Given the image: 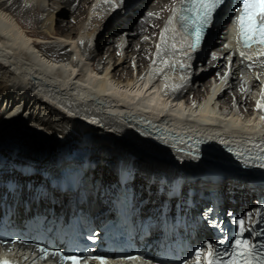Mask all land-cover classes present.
<instances>
[{"label":"bare ground","instance_id":"bare-ground-1","mask_svg":"<svg viewBox=\"0 0 264 264\" xmlns=\"http://www.w3.org/2000/svg\"><path fill=\"white\" fill-rule=\"evenodd\" d=\"M51 1V5H45L44 0H0V204L9 203L19 219L35 209L68 215L73 204L93 216L109 215L120 190L119 174L125 170L130 179L124 187L132 188L134 216L143 220L150 217L152 230L178 209L199 239H209V232L196 222V216L206 206L202 198L210 191L222 208L243 215L246 227L253 229L257 199L264 195V177L240 174L233 163L225 164L230 160L220 159L213 150L203 154L209 157L207 161L147 142L129 132L116 114L133 107L149 117L162 114L165 117L160 123L188 128L197 135L220 137L224 142L255 140L264 144V122L260 120L264 111L253 103L254 99L262 100L261 90L257 89L258 81L249 76L246 82H236L245 61L236 54L229 33H221L228 31V17L219 16L193 51L180 49L182 41L167 21L168 13L180 0H121L116 6L100 0ZM92 2L107 9L88 19ZM143 6L152 14L162 15L164 21L152 16L138 18L136 13ZM64 9L71 12L72 20L63 19L68 14ZM122 12L133 21L127 27L116 20ZM87 20L89 27L85 28ZM148 21H152L153 29L148 28ZM96 25L97 44L87 46L88 39L76 40L82 34L93 35ZM104 27H110V40L117 41V47H108L109 57L115 60L111 69L104 64L98 43ZM130 27L133 31L127 32ZM165 28V43L158 54L154 44H161L160 33ZM122 30L127 32V45L121 57ZM216 32L221 34L217 39ZM144 33L153 41L143 38ZM238 51L252 57L250 64L257 65L264 88V56L255 55L256 50ZM130 53L137 54L139 65L144 63L145 53L152 56L153 64L147 66L143 76L124 66ZM222 54L232 61L228 70ZM181 63L185 67L181 68ZM202 63H207V67L203 65L207 72L194 71ZM222 67L220 79L209 77ZM232 68L237 77L225 83ZM156 69L162 71L157 74ZM164 84L169 87L163 89ZM185 91L196 98L206 94L191 101L188 94L183 96ZM219 102L225 111L217 109ZM249 108L252 113H246ZM122 116L130 117L127 113ZM93 120L95 123H90ZM15 129L17 134L33 138L34 142L28 139L32 150H51L41 154L23 152L19 149L23 142L7 138ZM52 141L58 145L54 150L50 148ZM83 165L87 170L77 190L63 191L51 183ZM9 180L14 183L11 190ZM176 182L180 183L181 194L171 198ZM250 201L253 207L248 206ZM188 264H194L193 259Z\"/></svg>","mask_w":264,"mask_h":264},{"label":"snow or ice","instance_id":"snow-or-ice-1","mask_svg":"<svg viewBox=\"0 0 264 264\" xmlns=\"http://www.w3.org/2000/svg\"><path fill=\"white\" fill-rule=\"evenodd\" d=\"M104 2L108 3L109 0H104ZM223 3L224 0H180L181 8L172 9L173 18L179 20L185 36L191 41L188 45L191 50L195 51L197 49L203 39L204 29L211 23L214 13ZM234 12L237 13L234 16L237 44L245 49L259 46L260 56H264V0H238ZM173 18L169 19L168 24H172ZM167 31L168 28H165L160 33L161 44L157 45L158 54L161 53V45L165 43ZM173 31L175 30L173 29ZM172 48L175 50V44L172 45ZM240 56L242 59H252V57H246L244 52H240ZM163 63L166 66L168 65L167 60ZM180 67L183 68L185 65L181 63ZM155 71L159 74L162 69H156ZM225 76H227V73H225ZM172 90L177 89L174 86ZM261 96L262 100L256 102V108L264 111V88L261 90ZM260 120L264 122V115L260 117ZM90 123H95V121H90ZM254 147L264 151L262 145L257 144ZM236 155L242 156L243 153L238 152ZM259 159L264 161V156H260ZM259 166L264 167V163ZM262 220H264V216H262ZM234 223L237 228L234 239L230 242V249L220 251L217 245L205 244L191 253L194 264H264V243L256 244L245 238V233H251L253 230L246 227L244 218H238ZM262 235H264V229L256 233L257 237ZM217 243L223 244V241ZM38 251L45 258L48 256L58 257L61 264H81V261L86 259L77 254H63L58 251L49 252L44 248H39ZM226 255L229 257L227 260L224 259ZM92 259L98 261V264H107L104 257L94 256ZM127 259L136 260L140 257L130 255ZM0 264H11V261L0 260ZM185 264H188L187 260Z\"/></svg>","mask_w":264,"mask_h":264},{"label":"rangeland","instance_id":"rangeland-1","mask_svg":"<svg viewBox=\"0 0 264 264\" xmlns=\"http://www.w3.org/2000/svg\"><path fill=\"white\" fill-rule=\"evenodd\" d=\"M154 1H156V0H154ZM44 2H45V5H51L52 4V1L51 0H44ZM75 2V1H74ZM89 9V11H88V19H89V15H94L95 13H99L100 15L101 14H103L105 11H106V7L104 6L103 8L102 7H97L96 5H94V3L92 2V4H91V6L88 8ZM64 10H66V12L68 11V14L65 16V17H63V19L67 22V21H70V20H72L71 18V16L69 17V15H71V12H70V14H69V10H67V9H64ZM58 11H55V14L57 13ZM119 12H121V11H119ZM149 13H151V15H149ZM137 15V17L139 16H141V15H143V16H141V17H148V16H152L153 17V19H156V20H160V19H162L163 20V16L162 15H159V14H152V12L149 10V8H147V7H145V6H143V8H142V11L141 12H137L136 13ZM126 14L124 13V12H122L118 17H117V19L116 20H119L120 21V25L122 24V26L123 27H127L128 26V23H130V22H133L132 21V19L131 18H126V16H125ZM138 17V18H139ZM128 19V20H127ZM151 19V18H150ZM89 20H87L85 23L87 24V26L85 27V28H88L89 27V22H88ZM129 21V22H128ZM164 21V20H163ZM148 23H149V27L148 28H150V29H153L154 27H153V23H152V21H148ZM95 29H96V31H95V33L93 34V35H91V36H86V34H82V35H80V37H77V39L76 40H81V42L83 41V39H88L87 41H88V43H87V46H90V45H94L95 43L97 44V40H98V38H99V31H98V28H99V26L98 25H96L95 27H94ZM110 29V27L109 28H103V29H101V31H100V39H99V45L101 46L100 48H102L100 51L102 52V55H103V61H104V64H109L110 65V69L112 68V64H113V61H115L114 59H111V57H109V53L110 52H108L109 50H108V47L110 46V45H113V46H116L117 47V41H115V38L113 39V40H110V37L112 38V36H110V34H109V30ZM155 30V29H154ZM114 31V30H113ZM129 31H133V28H131L130 27V29H128L127 30V32H129ZM120 32V31H119ZM126 32V30H122L121 32H120V36H119V38H124V42H123V44H121V50H120V55H121V57L123 56V54H124V49H125V47H126V45H127V32ZM221 33H227V31L226 30H224V31H222ZM122 34V35H121ZM124 34V35H123ZM219 35H221V34H219V32H216V38L215 39H217V37L219 36ZM94 37V38H93ZM108 37V39H106ZM220 37V36H219ZM119 38H117V40L119 39ZM143 38H145L147 41H150V42H152L153 41V38L150 36V35H147V34H143ZM154 47H157V43L156 44H154ZM216 47H218V46H216ZM216 47H214V48H216ZM232 54V52H230L228 55H231ZM155 57H157V55L155 56ZM220 57H223V54L220 56ZM156 59V58H155ZM152 60V56L151 55H149V54H147V53H145V58H144V63L142 64V65H139V62H137V54H133V55H131V53L128 55V59H127V61H126V63H125V65L124 66H129V67H131V70H132V73H139V74H141V76H143L144 74H145V72L147 71V66L149 65H152L153 64V60ZM205 61H207V60H205ZM204 61V62H205ZM243 61H245L244 62V64H241V67L239 68V70H238V79L236 80V82L237 83H240V82H246V81H248L249 79L251 80L252 78H254L255 80H257L258 81V83H259V86H258V88L257 89H260V90H262V82L260 81V76L258 75V69H257V67H256V69H255V66H257V65H255V63L254 64H250V63H252V62H250V60H248V59H244ZM226 62V63H225ZM248 62H249V64H248ZM223 63H224V68H226L227 70L231 67V64H232V61L231 60H228V56L226 55L225 57H223ZM262 64V63H261ZM203 65H206V67H207V63H202V64H198L197 66H196V68L194 69V71H197V72H199L200 74H203V73H205V72H207V70L208 69H206V67L205 66H203ZM245 65V66H244ZM100 66H103V64H101ZM244 66V67H243ZM235 67V66H234ZM224 68L222 67V68H220V69H216V70H214V73H212V74H210L209 75V77L210 76H212V77H217L218 79H220V76H221V71H223L224 70ZM190 73H191V75L193 74V68H190ZM191 75H190V77H191ZM247 76H249V79H246L247 78ZM252 76V77H251ZM231 77H234V78H236L237 77V73H234V76H233V68H232V71H230V73H229V76H228V79L225 81V83H227V82H229V80L231 79ZM191 81V80H190ZM187 91V90H186ZM185 91V93H183V96H188L189 94L187 93ZM255 93H258L257 91H254ZM254 93V94H255ZM188 94V95H187ZM206 93H201V95L199 94V95H197L198 97H200V98H203V96L205 95ZM227 94L228 95H230L231 96V98H232V100H233V96H232V94H231V89H228L227 90ZM197 97V98H198ZM189 98H190V100L191 101H195V100H197V98L195 97V96H191V95H189ZM253 103L256 105V101H255V99H254V101H253ZM217 109L219 110V107L221 108V110H220V112L222 111H225V106H224V104L223 103H221V102H219L218 104H217ZM253 107V106H252ZM251 106H250V108H252ZM237 108H238V105H235L234 107H233V109L236 111L237 110ZM248 109L247 111H246V113H248V112H250V113H252L253 112V110H251V109ZM2 108H0V110H1ZM228 109V108H227ZM232 109V110H233ZM252 109H254V108H252ZM245 113V114H246ZM17 129V128H16ZM16 129L15 130H13V132H10V134L8 133L7 135H8V137L7 138H10V140H11V138H13V139H16V141L19 143V144H21L22 142H23V144L24 145H20L19 146V149H21V150H24L23 152H25V153H28V154H41L42 152L44 153V151L45 152H49L51 149H46V150H43V151H40V149L38 148V149H36V150H32L31 149V147H32V144H30V143H32L31 142V140L33 141V138H27L26 136H24V135H22V134H17L18 132L16 131ZM18 130V129H17ZM28 139H31V140H28ZM22 140V141H21ZM34 142V141H33ZM51 146H50V148H52L53 150L55 149V147H57L58 145L56 144V143H54L53 141H52V143L50 144ZM29 150V151H28ZM220 156V155H219ZM217 162V161H216ZM220 162V161H219ZM225 164H227L228 166H231V163H225ZM238 172L240 173V174H242L243 175V173H241L239 170H238ZM36 175H40V173H37ZM252 200H255L254 198H251V201ZM251 201H250V203L248 204V206L249 207H253V203H251ZM227 209H229V208H227ZM246 217H247V215H246Z\"/></svg>","mask_w":264,"mask_h":264}]
</instances>
